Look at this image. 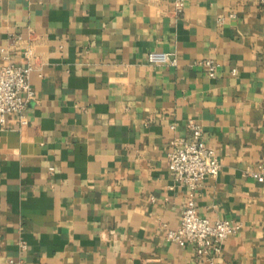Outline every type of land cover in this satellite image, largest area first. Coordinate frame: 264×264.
<instances>
[{
    "label": "crops",
    "instance_id": "obj_1",
    "mask_svg": "<svg viewBox=\"0 0 264 264\" xmlns=\"http://www.w3.org/2000/svg\"><path fill=\"white\" fill-rule=\"evenodd\" d=\"M175 2L0 0V65L30 64L35 89L0 125V264H209L164 230L186 197L166 154L189 118L221 163L198 213L239 224L213 264H264V4Z\"/></svg>",
    "mask_w": 264,
    "mask_h": 264
},
{
    "label": "built area",
    "instance_id": "obj_2",
    "mask_svg": "<svg viewBox=\"0 0 264 264\" xmlns=\"http://www.w3.org/2000/svg\"><path fill=\"white\" fill-rule=\"evenodd\" d=\"M257 1L264 4V0ZM175 6L177 11H180L182 0H176ZM148 60L159 65L177 64V56L163 50L148 52ZM198 63L206 67L209 76H216L217 61L205 58ZM32 69L30 64L8 62L0 65V125L5 123L6 116L11 113L17 114L19 121L25 120L26 105L35 97V89L30 80ZM232 72L236 73V68H233ZM187 127L190 136L174 137L166 154L168 169L173 179L186 188V197L178 227H165L164 230L168 240L180 246L194 247L199 257H205L209 264H213L214 256L221 251L224 241L238 230L239 224L199 215L197 190L207 175L219 174L221 163L215 148L202 139L201 125L194 118H189ZM251 174L264 182V171H252ZM21 247L24 248L25 244H21Z\"/></svg>",
    "mask_w": 264,
    "mask_h": 264
}]
</instances>
